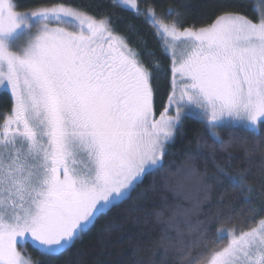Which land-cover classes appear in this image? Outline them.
Wrapping results in <instances>:
<instances>
[{
  "label": "snow or ice",
  "instance_id": "1",
  "mask_svg": "<svg viewBox=\"0 0 264 264\" xmlns=\"http://www.w3.org/2000/svg\"><path fill=\"white\" fill-rule=\"evenodd\" d=\"M123 2L141 14L137 0ZM144 14L166 43L187 44L179 58L172 51V87L159 118L152 70L104 20L63 4L20 12L13 0H0V86L12 97L0 124V264H28L18 249L22 241L55 254L130 198L143 177L163 167L188 105L204 110L217 139L225 120L264 131V18L224 10L195 28L169 20L178 16L171 7ZM30 17L40 18L39 31L22 51L12 50L10 39L30 26ZM50 19L75 28L50 27ZM81 156L89 161L84 167L77 166ZM219 178L233 180L219 169L207 179ZM210 186L201 183L205 192ZM177 235L175 243L161 239L165 255L158 264H168L169 252L178 264H264V219L195 260L206 234L189 244Z\"/></svg>",
  "mask_w": 264,
  "mask_h": 264
},
{
  "label": "trees",
  "instance_id": "2",
  "mask_svg": "<svg viewBox=\"0 0 264 264\" xmlns=\"http://www.w3.org/2000/svg\"><path fill=\"white\" fill-rule=\"evenodd\" d=\"M137 15L115 0H13L20 12L65 5L102 19L126 38L154 75L155 115L167 105L171 90V59L162 37L155 32L144 10L158 15L171 7L184 27L207 26L224 10L237 11L254 21L259 14L254 0H137ZM12 107V98L0 90V124ZM219 139L194 115H184L167 144L163 167L142 178L130 198L110 208L74 243L50 254L26 243L34 264H158L162 238L173 243L181 237L189 244L206 234L193 252V260L210 247H223L228 232L239 234L264 218V131L234 125H219ZM223 141V144L221 143ZM190 169H194L195 172ZM222 170L233 180L207 178ZM201 183L210 184L207 192ZM207 197V198H205ZM187 212V214H183ZM174 213H180L169 228ZM199 227L189 235V229ZM226 232V233H225ZM167 242V240H166ZM168 264H178L169 252Z\"/></svg>",
  "mask_w": 264,
  "mask_h": 264
},
{
  "label": "rangeland",
  "instance_id": "3",
  "mask_svg": "<svg viewBox=\"0 0 264 264\" xmlns=\"http://www.w3.org/2000/svg\"><path fill=\"white\" fill-rule=\"evenodd\" d=\"M115 1L118 4L122 5L123 7L129 8L126 4H124L123 0H115ZM254 1H255L256 8H257V12L259 14V19L264 18V0H254ZM137 4H138V1H137ZM50 7H52V6H50ZM43 8H45V7H43ZM39 9H41V8H37V9H34V10H29V11H24V12L38 11ZM30 21H31V23H30L29 27L20 28L13 35V37L10 39V45H11L12 50H14V51H22L25 47H27L28 43L34 38V36L39 31V28L41 26L40 18L39 17H30ZM47 23L49 24L50 27L62 26V27H67L70 30H74V28H75V25L58 22V21H55V20H52V19L47 21ZM162 43H163L164 50L168 53V55H169V57L171 59V64H172V51L174 50L175 51V56L177 58H179V57H181L184 54V52H185V50L187 48V44L182 39L173 41L170 38H168L167 39V43H166L165 42V38L162 37ZM171 87H172V78H171ZM0 90L7 91L10 94V96H11L10 90L8 88H6L4 86H0ZM170 114H174V111L172 113H170ZM187 114L197 116V117L201 118L202 120H204L206 122L205 116H204V110L199 108V107H197V106H195V105H188V107L184 110V112L182 114V117L184 115H187ZM5 117H4V119H5ZM156 117L159 118V114H157ZM219 125H234V126L247 127V128H251V129H257L258 128V127H254L253 125L247 123L246 121L225 120V121L220 122L218 124V126ZM215 131H216V129H215ZM170 140H169V142H170ZM0 152H2V145H0ZM88 163H89L88 158L86 156H81V157L78 158L77 166L78 167H84ZM232 234L238 235L236 233L228 232V234H227V236H228L227 244L230 242ZM27 242L30 243L32 246H35V245H33V243L30 240L29 241H22L18 245V249H19V251H21L24 259L28 262V264H34L32 259H31V257H30V255L27 253V246H26ZM227 244H226V246H227ZM35 247L40 249L39 246H35ZM41 251L45 252L44 250H41Z\"/></svg>",
  "mask_w": 264,
  "mask_h": 264
}]
</instances>
